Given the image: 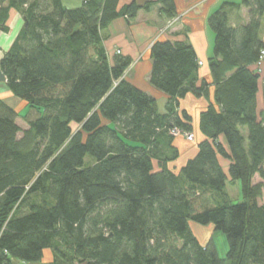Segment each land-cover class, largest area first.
Returning a JSON list of instances; mask_svg holds the SVG:
<instances>
[{"label": "trees", "instance_id": "trees-1", "mask_svg": "<svg viewBox=\"0 0 264 264\" xmlns=\"http://www.w3.org/2000/svg\"><path fill=\"white\" fill-rule=\"evenodd\" d=\"M120 2L0 0L1 32L10 11L25 19L0 71L9 94L36 112L22 130L20 112L0 98V264H264L256 111L264 0L222 2L208 16L214 102L199 114L196 154L178 170L169 166L179 157L172 130L191 134L193 125L176 109L186 95L206 94L205 81L196 86L202 63L186 38L152 42L149 83L168 97L158 113L155 99L124 80L131 58L117 51L109 64L101 35L157 5L164 20L176 18V0ZM240 8L247 23L230 27L228 11ZM237 183L232 203L226 186ZM189 223L221 234L224 256Z\"/></svg>", "mask_w": 264, "mask_h": 264}, {"label": "crops", "instance_id": "crops-1", "mask_svg": "<svg viewBox=\"0 0 264 264\" xmlns=\"http://www.w3.org/2000/svg\"><path fill=\"white\" fill-rule=\"evenodd\" d=\"M84 0H62V4L67 8H75L81 5ZM132 0H121L120 6L125 5ZM240 0H176V16L178 21L163 34L161 39L167 40H186L193 47L198 62L202 65L198 69L199 86L202 81L207 84L206 94L201 97H195L192 94L186 95L179 101L178 113L186 111L192 118L194 136L193 144L186 141L182 136H176L173 141L174 147L178 149V159L171 163L170 168L178 170L184 165L186 160L196 154V144L202 139L198 129L199 114L214 102V86L208 68V59L212 54L213 34L208 29L206 21L208 16L222 3H239ZM160 6H154L149 12H139L137 17L127 22L124 19L114 20L109 27L102 33L101 46L105 50L110 65H113L117 58L116 52L121 56L130 57L132 63L124 73V80L147 93L156 101L157 111L160 114L166 113V103L168 97L153 88L149 83V76L152 67V61L149 56V48L152 42L160 35V29L166 22L159 13ZM248 21V10L245 8L232 9L228 11V24L230 27H237L246 24ZM23 16L17 11H10L7 21V32L0 31V59L8 51L16 39L20 30L23 28ZM259 39L264 44V19L261 23ZM258 92L256 94V111L259 115L264 114V62L259 67ZM0 98L4 100L9 107L19 111L27 112V119L36 117V112L23 106L22 102L12 97L5 83H0ZM19 113V114H21ZM16 124L22 129L27 128V122L19 115ZM244 138L247 137L246 130H242ZM221 143L225 145L223 137ZM192 145H190V144ZM222 169L226 172L229 161L219 158ZM237 186L239 192L238 183ZM239 194V193H238ZM52 261V254L49 250L43 253V263ZM20 264V263H14Z\"/></svg>", "mask_w": 264, "mask_h": 264}, {"label": "rangeland", "instance_id": "rangeland-1", "mask_svg": "<svg viewBox=\"0 0 264 264\" xmlns=\"http://www.w3.org/2000/svg\"><path fill=\"white\" fill-rule=\"evenodd\" d=\"M178 19L179 18L176 17V18H172L170 20H165L166 22L163 24V26L160 29V34L168 33V30L178 21ZM20 115L22 117L27 116V112H22ZM75 128H76L75 125H73L72 129L74 130ZM188 134L189 133H186V134L185 133L184 134L178 133V135H176V136H182L186 141H188V142L193 144L194 136L192 135V140L189 141L187 139ZM192 144H190V145H192ZM86 161L87 162H91V159L87 158ZM258 181H259V179H258ZM258 181L256 179V182H258ZM226 189H227V193L230 195L232 203H237V202L240 201V196L238 194L237 186L227 185ZM263 201H264V196H263L262 200L260 201V203L263 202ZM189 227H190V230L192 231V233L194 234V236L201 243L208 242L207 240L210 239L211 236H213V241L215 243V246L217 247L219 256L220 257L224 256V253H225V250H226V245H225L224 238H223V236L221 234L215 233L214 235H212L211 226H200V225H196V224H193V223H189Z\"/></svg>", "mask_w": 264, "mask_h": 264}, {"label": "built area", "instance_id": "built-area-1", "mask_svg": "<svg viewBox=\"0 0 264 264\" xmlns=\"http://www.w3.org/2000/svg\"><path fill=\"white\" fill-rule=\"evenodd\" d=\"M263 62H264V50H262L261 53H260L259 61H258V63H257V65H258L257 67L259 68L260 65H261ZM199 65H201L200 62H199ZM178 133H179V131H177V130H172V135H178ZM187 139H188L189 141H191V140H192V134H191V135L188 134Z\"/></svg>", "mask_w": 264, "mask_h": 264}, {"label": "water", "instance_id": "water-1", "mask_svg": "<svg viewBox=\"0 0 264 264\" xmlns=\"http://www.w3.org/2000/svg\"><path fill=\"white\" fill-rule=\"evenodd\" d=\"M23 20H25V19H23ZM0 83H6V78L1 71H0Z\"/></svg>", "mask_w": 264, "mask_h": 264}]
</instances>
